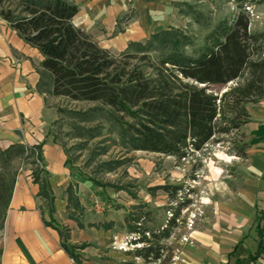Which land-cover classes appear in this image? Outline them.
<instances>
[{
	"label": "trees",
	"instance_id": "16d2710c",
	"mask_svg": "<svg viewBox=\"0 0 264 264\" xmlns=\"http://www.w3.org/2000/svg\"><path fill=\"white\" fill-rule=\"evenodd\" d=\"M235 1L238 9L232 17L223 16L212 25L211 20L203 22L209 30L201 43L181 29L169 27L152 33L145 41L130 42L125 51L116 55L73 23L78 13L73 0H0V18L41 52L42 68L52 76L53 95L96 103L85 111L60 108V113L78 114L81 121L106 113L119 125L126 150L155 152L182 160L195 159L211 140L220 142L217 136L240 129L249 120L247 104L264 97V30H250L251 16L245 8L263 0ZM202 16L197 12L194 20L200 22ZM216 86H224L225 90ZM74 126L77 129L73 136L84 137L81 127ZM53 140L57 141L55 137ZM41 145L42 142L34 146L16 142L0 148V215L10 200L15 173L8 177L7 171L15 160L31 163L33 180L39 186L38 196L48 201L50 213L54 211ZM246 147L243 142L236 154L245 156ZM123 159L103 164L112 170ZM68 160L72 165L69 155ZM200 167V161L192 164L193 170ZM89 179L94 185L109 184ZM74 187L70 183L66 189L67 209L81 213L83 208ZM147 190L151 196L158 190L167 194L168 204L160 210L170 211L171 215L159 222L145 208L146 202L134 204L124 216V225L130 235L127 242L139 245L126 250V254L141 258L144 264H168L173 247L165 240L174 235L181 211L191 199L179 195L182 184H157ZM262 221L264 212L256 218L260 239L248 261L264 249ZM44 223L58 229L61 247L75 264H83L81 250L89 243H70L67 227H57L53 219H44ZM100 226L109 229L112 223ZM241 263L236 257L234 264Z\"/></svg>",
	"mask_w": 264,
	"mask_h": 264
},
{
	"label": "crops",
	"instance_id": "0c3cea01",
	"mask_svg": "<svg viewBox=\"0 0 264 264\" xmlns=\"http://www.w3.org/2000/svg\"><path fill=\"white\" fill-rule=\"evenodd\" d=\"M73 1L78 5L73 23L114 53L126 49L130 41H144L169 28L176 14V0ZM252 11L250 29L264 30V0L252 3ZM42 60L36 47L25 42L5 20L0 21V148L16 142L27 146L42 142L55 207L52 213L48 208L46 214L40 208V199L46 200L38 196L31 164L12 170L10 200L0 215V264H75L61 247L58 229L46 225L44 219H53L61 229L67 227L68 242L89 243L81 250L83 264H124L133 259L120 249L130 237L124 225L125 210L120 214L113 209L105 214L91 212L83 202L95 185L71 170L66 149L48 136L46 130L58 118L56 103L62 96L51 93L52 79L43 70ZM246 109L249 120L242 125L245 156L235 151L226 155L234 171L224 179L213 177L203 214L184 234L172 236L173 256L168 264H234L236 257L241 264H264V249L248 261L260 239L256 218L264 212V97L248 103ZM70 183L75 184L81 213L67 209ZM107 222L112 223L111 228L98 227ZM260 226L264 245L263 221ZM236 245L239 247L231 253Z\"/></svg>",
	"mask_w": 264,
	"mask_h": 264
},
{
	"label": "rangeland",
	"instance_id": "374dc122",
	"mask_svg": "<svg viewBox=\"0 0 264 264\" xmlns=\"http://www.w3.org/2000/svg\"><path fill=\"white\" fill-rule=\"evenodd\" d=\"M175 6V19L170 27L181 29L193 36L198 43H201L209 30L203 25V22L211 20L212 25L223 16L232 17L238 9L235 0H176ZM197 12L203 14L200 22L194 20V15ZM0 21L3 20L0 18ZM125 50L111 53L116 55ZM50 77L52 79L51 75ZM215 88L225 90L224 86ZM56 104L59 108L70 111H85L96 105L95 102L71 100L63 96ZM74 125L81 127L84 137L73 136L77 129ZM46 131L48 136L55 137L68 150V155L73 163L71 170L74 173L79 172L78 174L88 179L92 177L98 181L109 183L103 187L95 185L96 188L91 196H86L83 203L88 206L91 212L97 211L95 208L97 201L102 204L101 211H97L100 214H105L112 209L117 210L118 214L123 213L124 210L127 213L134 204L141 201L147 203L145 208L152 211V215L157 221L164 222L171 215L170 211L160 210L161 207L168 204L167 194L158 190L154 196H151L147 189L157 184H182L183 190L179 195L191 199V203L181 211L173 237L184 234L195 225L205 211L203 202L210 196L213 177L219 175L224 179L226 175L234 171L233 165L227 162L230 157H226V155L236 152L237 147L245 142L244 130L241 127L229 134L217 136L221 139L220 142L211 140L203 151L196 154L195 159L178 160L174 156L155 152L126 150L122 144L119 125L106 113L95 114L88 117L87 120L81 121L78 114L68 111L59 112L58 118L48 126ZM120 158H124L122 163L115 164L116 167L112 170L103 164L104 161ZM198 161L201 162V167L193 170L192 164ZM30 164L28 161L15 162L7 171L8 177L16 166L25 167ZM192 175L195 176L194 179ZM121 185H126L127 189L116 188ZM172 205H175V202H172ZM40 208L46 214L49 208L47 201L40 199ZM62 216H66V212ZM190 223L191 225H189ZM56 224L59 223L56 221ZM172 240L170 237L165 240V243L174 247ZM138 245L126 242L120 245V249L126 251ZM131 261L134 264H144L141 258H133Z\"/></svg>",
	"mask_w": 264,
	"mask_h": 264
},
{
	"label": "built area",
	"instance_id": "2783aa9c",
	"mask_svg": "<svg viewBox=\"0 0 264 264\" xmlns=\"http://www.w3.org/2000/svg\"><path fill=\"white\" fill-rule=\"evenodd\" d=\"M245 8L249 11L250 16H252L253 15L252 5H246ZM95 208H96L97 211H101L102 204L99 201H97L96 204H95ZM189 225H191V223ZM183 239L187 240V237H183Z\"/></svg>",
	"mask_w": 264,
	"mask_h": 264
}]
</instances>
